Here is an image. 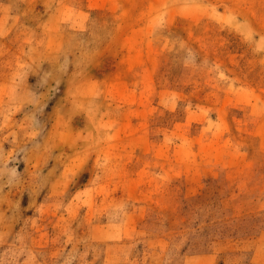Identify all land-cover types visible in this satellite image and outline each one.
<instances>
[{"label":"rangeland","instance_id":"374dc122","mask_svg":"<svg viewBox=\"0 0 264 264\" xmlns=\"http://www.w3.org/2000/svg\"><path fill=\"white\" fill-rule=\"evenodd\" d=\"M0 264H264V0H0Z\"/></svg>","mask_w":264,"mask_h":264}]
</instances>
